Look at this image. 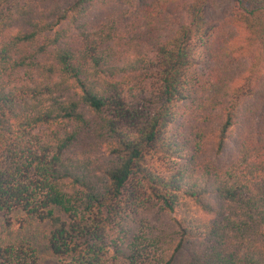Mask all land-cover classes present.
<instances>
[{"label":"trees","instance_id":"16d2710c","mask_svg":"<svg viewBox=\"0 0 264 264\" xmlns=\"http://www.w3.org/2000/svg\"><path fill=\"white\" fill-rule=\"evenodd\" d=\"M0 218V264H264V0H0Z\"/></svg>","mask_w":264,"mask_h":264},{"label":"rangeland","instance_id":"374dc122","mask_svg":"<svg viewBox=\"0 0 264 264\" xmlns=\"http://www.w3.org/2000/svg\"><path fill=\"white\" fill-rule=\"evenodd\" d=\"M3 219H4V218H0V223L3 221ZM11 220L14 222V221H15V218L12 217ZM17 227H18L17 225L14 226L15 229H16ZM16 230H17V229H16Z\"/></svg>","mask_w":264,"mask_h":264}]
</instances>
